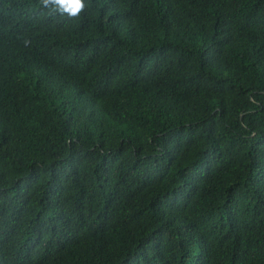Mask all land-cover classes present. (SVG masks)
Instances as JSON below:
<instances>
[{
	"label": "trees",
	"instance_id": "obj_1",
	"mask_svg": "<svg viewBox=\"0 0 264 264\" xmlns=\"http://www.w3.org/2000/svg\"><path fill=\"white\" fill-rule=\"evenodd\" d=\"M0 0V264H264V0Z\"/></svg>",
	"mask_w": 264,
	"mask_h": 264
},
{
	"label": "clouds",
	"instance_id": "obj_2",
	"mask_svg": "<svg viewBox=\"0 0 264 264\" xmlns=\"http://www.w3.org/2000/svg\"><path fill=\"white\" fill-rule=\"evenodd\" d=\"M39 3L50 12L59 13L68 18L79 17L87 7L86 0H39Z\"/></svg>",
	"mask_w": 264,
	"mask_h": 264
}]
</instances>
